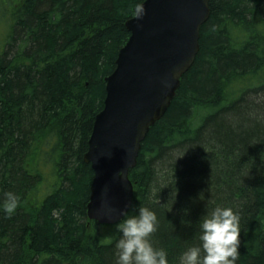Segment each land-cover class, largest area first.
<instances>
[{
  "label": "trees",
  "instance_id": "16d2710c",
  "mask_svg": "<svg viewBox=\"0 0 264 264\" xmlns=\"http://www.w3.org/2000/svg\"><path fill=\"white\" fill-rule=\"evenodd\" d=\"M144 0H0V264H116V224L87 216L83 156ZM199 49L129 172L168 264L215 207L239 215L236 264H264V0H210ZM118 222V223H119Z\"/></svg>",
  "mask_w": 264,
  "mask_h": 264
},
{
  "label": "water",
  "instance_id": "95a60500",
  "mask_svg": "<svg viewBox=\"0 0 264 264\" xmlns=\"http://www.w3.org/2000/svg\"><path fill=\"white\" fill-rule=\"evenodd\" d=\"M210 0H144L142 15L126 20L129 32L115 68L105 78V99L95 116L83 156L90 164L87 216L116 224L133 198L129 172L141 144L194 62Z\"/></svg>",
  "mask_w": 264,
  "mask_h": 264
},
{
  "label": "clouds",
  "instance_id": "9594fccd",
  "mask_svg": "<svg viewBox=\"0 0 264 264\" xmlns=\"http://www.w3.org/2000/svg\"><path fill=\"white\" fill-rule=\"evenodd\" d=\"M135 11L138 17L142 15L141 7ZM4 197L0 207L11 216L19 205V196L5 192ZM157 227L156 214L146 207L117 223L120 237L115 245L116 264H168L167 253L154 248L149 239ZM199 228L201 243L185 250L179 264H236L240 245L239 215L231 207H215L203 217Z\"/></svg>",
  "mask_w": 264,
  "mask_h": 264
},
{
  "label": "rangeland",
  "instance_id": "374dc122",
  "mask_svg": "<svg viewBox=\"0 0 264 264\" xmlns=\"http://www.w3.org/2000/svg\"><path fill=\"white\" fill-rule=\"evenodd\" d=\"M2 33H3V26L1 25V27H0V36L2 35Z\"/></svg>",
  "mask_w": 264,
  "mask_h": 264
}]
</instances>
